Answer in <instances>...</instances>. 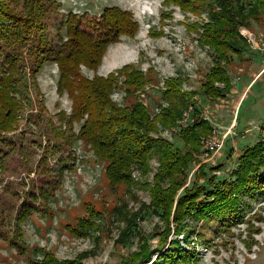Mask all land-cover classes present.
<instances>
[{
  "label": "rangeland",
  "instance_id": "obj_1",
  "mask_svg": "<svg viewBox=\"0 0 264 264\" xmlns=\"http://www.w3.org/2000/svg\"><path fill=\"white\" fill-rule=\"evenodd\" d=\"M3 1L11 4V0ZM58 1L62 5L56 14L58 24L62 21L60 18L69 12L99 16L106 7H119L134 14L140 26L136 37H122L118 43L110 45L97 74L106 77L129 65L142 71L152 68L155 82L139 91L138 96L148 106L153 119L170 108V103L162 97L168 79L180 77L183 91L195 93L193 100L201 109L199 115L212 127L211 134L203 139H219L223 141V148L216 155L204 154L202 139V151L195 155L186 187L196 179L203 183L199 176L201 166L210 169L221 160L225 168L214 174L218 180L228 179L237 165V157L264 138V25H253V32H245V37L252 41L246 50L247 61L241 64L235 61L228 67L233 89L225 97L212 100L205 99L200 87L213 65V53L208 46L203 47L198 42L199 32L191 28L195 23L207 21L206 12L200 15L184 13L177 6L166 7L164 0ZM165 13H170V16H165ZM152 31L155 34L163 32V35L153 36ZM50 34L53 38V33ZM82 73L89 79L95 75L85 68ZM25 75L29 76L28 67L20 75L22 78L17 85L16 96L22 101L18 129L0 133V138H8L14 143L10 149L0 144V150L6 153L10 150L9 157L12 158L9 171L0 174V208L7 209L0 215V264H42L40 249L52 252L60 263L70 262L68 264H162L160 256L168 252L171 242L176 239L181 241L184 249L199 257V264H264V193L259 192L256 199H243L250 206H244V217L235 225L230 223V228L208 223L193 224L196 232L191 235V243L187 246L184 237L190 230L184 222L179 225L181 228L175 223L176 204L169 210V219H163L160 214L164 207L154 203L148 187L155 184L159 160L156 157L151 159L147 174L133 168L135 187L111 189L105 178L104 166L96 161L83 142L73 147L77 171L65 174L52 198L54 200L51 199V210L48 213L42 210L47 203L40 198L36 205L41 211L19 226L15 222L17 207L28 193L21 181L31 184L29 192L32 183L39 189L38 186L46 182L44 176H39L35 161L45 151L52 156L50 161L53 164L61 155L69 156L64 141L48 133L47 122L51 120L59 126V112L64 111L67 115L72 112L71 100L67 95L59 96L57 93L59 67L56 64L44 66L35 79L36 85ZM125 96L126 87L123 85L115 89L112 99L122 105ZM32 112L41 115L43 124L27 123ZM193 112L190 106L178 121L168 127L159 122L157 132L150 135L154 139L180 145L177 137L184 129L183 124L193 122ZM80 127L81 123H75L69 131L70 127L65 125L67 137L77 134ZM40 129L50 135L42 137V146L38 141ZM49 140L51 146L47 142ZM226 150H233L232 160L226 156ZM29 169L32 171L30 175L26 173ZM183 190L178 191L176 198ZM87 203L102 214L95 220L97 227L90 231V236L79 238L72 235L68 227L76 226L84 215H90L86 210ZM152 207L154 210L147 211Z\"/></svg>",
  "mask_w": 264,
  "mask_h": 264
},
{
  "label": "trees",
  "instance_id": "obj_2",
  "mask_svg": "<svg viewBox=\"0 0 264 264\" xmlns=\"http://www.w3.org/2000/svg\"><path fill=\"white\" fill-rule=\"evenodd\" d=\"M163 4L166 7L177 6L184 13L200 15L206 12V22L191 26L199 32L198 42L203 47L208 46L213 53V65L205 75L200 92L205 99L225 97L233 89L228 67L235 61L239 64L247 61L245 54L249 44L243 33L253 32V25H264V0H164ZM61 7L58 0H11V4L0 0V133L18 129L22 101L16 96L17 85L26 67L29 68V76H25L34 80L36 85L35 79L44 66L56 64L59 67L57 93L59 96L67 95L72 103L71 115L59 112V126L54 121L47 122L48 133L64 141L69 156L61 155L53 164L50 161L52 156L45 151L35 161L39 176H44L46 182L39 185V189L32 183L33 191L29 192L31 184L21 181L28 193L17 207L15 222L21 226L41 211L36 205L40 198L47 203L42 210L47 213L51 210L49 205L65 174L77 171L73 147L83 142L96 161L104 166L105 178L111 189L135 187L133 168L147 174L151 159L156 157L160 168L154 177L155 184L148 186L149 190L154 203L164 207L160 209L163 219H169V210L176 204L175 223L179 226L184 222L190 230L184 237L187 246L191 243V235L196 232L193 224L208 223L221 228H230L229 224L233 222V225L237 224L245 215L244 206H250L244 198L256 199L259 192L264 193V177H261L264 173V138L237 157V165L228 179L218 180L214 174L225 168L221 160L210 169L201 166L199 176L203 183L196 179L186 187L195 155L202 151V139L212 132L210 123L199 115L201 109L193 100L195 93L183 91L180 77L168 79L162 97L170 103V108L153 119L148 106L138 96L139 91L155 82L152 68L142 71L129 65L106 77L97 74L110 45L118 43L122 37H136L140 26L134 14L119 7H106L99 16L69 12L60 18L62 21L58 24L56 14ZM164 15L170 16V13ZM151 34L162 36L163 32L155 34L152 31ZM83 68L94 72V78L83 76ZM123 85L126 96L124 104L119 105L112 96L115 89ZM190 106L194 109L193 122L179 132L180 145L152 138L150 133L157 132L159 122L164 127L171 126ZM27 123L39 126L43 124L42 117L32 112ZM75 123H81L79 132L67 137L65 125L72 131ZM48 133L40 129V146L42 137L50 136ZM47 142L51 146V140ZM0 144L9 149L14 145L8 138H0ZM226 151V156L232 160L233 150ZM10 155V150L7 153L0 150L1 175L11 167ZM23 161L26 162L25 159ZM26 173L30 175L32 171L29 169ZM87 205L90 215H84L76 226L68 227L71 234L79 238L90 236V231L97 227L95 220L102 214L92 204ZM5 211L7 209L0 208V215ZM176 233L179 234L178 231ZM250 246L252 243L249 249ZM167 251L160 256L162 264H199V257L184 249L177 239L171 242ZM39 253L43 257L42 264L70 263H60L46 249H40Z\"/></svg>",
  "mask_w": 264,
  "mask_h": 264
},
{
  "label": "built area",
  "instance_id": "obj_3",
  "mask_svg": "<svg viewBox=\"0 0 264 264\" xmlns=\"http://www.w3.org/2000/svg\"><path fill=\"white\" fill-rule=\"evenodd\" d=\"M246 33H243V38L245 39ZM247 39V38H246ZM247 43L250 45L251 44V40L250 39H247L246 40ZM140 96L142 98L145 97L144 94H140ZM158 108H156L157 110ZM187 127V123L186 124H183L182 125V128H186ZM203 144H204V154L207 152V154H211V155H216L220 150L221 148H223V141H220L219 139H214L213 137L211 139H203Z\"/></svg>",
  "mask_w": 264,
  "mask_h": 264
}]
</instances>
